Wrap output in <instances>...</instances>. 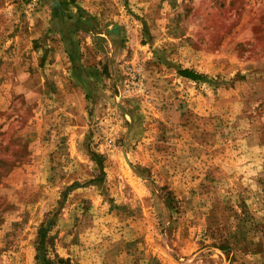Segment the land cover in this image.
Instances as JSON below:
<instances>
[{
    "label": "rangeland",
    "instance_id": "1",
    "mask_svg": "<svg viewBox=\"0 0 264 264\" xmlns=\"http://www.w3.org/2000/svg\"><path fill=\"white\" fill-rule=\"evenodd\" d=\"M41 226L52 263L264 264V0H0V264Z\"/></svg>",
    "mask_w": 264,
    "mask_h": 264
},
{
    "label": "trees",
    "instance_id": "2",
    "mask_svg": "<svg viewBox=\"0 0 264 264\" xmlns=\"http://www.w3.org/2000/svg\"><path fill=\"white\" fill-rule=\"evenodd\" d=\"M179 74L185 78H189L192 80H199L202 78L201 74L196 73L195 71H193L192 69H182L179 71ZM92 157L94 158V160L96 161V164L98 165V167L100 169H102V161L99 155L92 153ZM46 228L41 226L38 230V234H39V238L40 240L37 243V251L38 254L36 256L37 259L42 258V264H70L68 261L63 260L61 258L57 259L56 263H52L50 262L48 259H45L44 255L45 254V249H44V237L46 235Z\"/></svg>",
    "mask_w": 264,
    "mask_h": 264
}]
</instances>
